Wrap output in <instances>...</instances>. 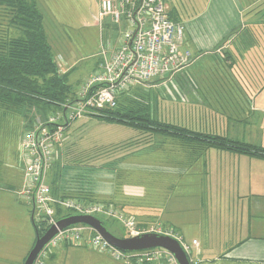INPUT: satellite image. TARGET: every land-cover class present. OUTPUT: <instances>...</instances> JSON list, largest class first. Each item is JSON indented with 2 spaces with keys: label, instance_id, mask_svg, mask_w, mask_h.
Instances as JSON below:
<instances>
[{
  "label": "crops",
  "instance_id": "crops-1",
  "mask_svg": "<svg viewBox=\"0 0 264 264\" xmlns=\"http://www.w3.org/2000/svg\"><path fill=\"white\" fill-rule=\"evenodd\" d=\"M173 1L164 0L168 15L184 26L183 47L198 59L172 77L133 89L149 93L153 116L161 122L264 147V0H207L205 9L183 21L172 18L179 9ZM118 45H111L108 53ZM200 60H207L206 68L191 72ZM60 67L62 73L71 71L65 62ZM5 116L0 112L1 119ZM160 138L159 144L140 148L152 167L161 170L159 161L171 160L166 174L186 179L199 170L207 194L187 203L176 193L167 226L161 222L165 210L148 200L150 185L142 183L147 193L141 219L155 218L186 241L179 215L196 211L201 219L189 245L200 264H264V160L217 149L201 151L192 142ZM16 153L19 158L18 149ZM15 157L0 145V264H24L37 239L30 221L36 213L34 203L18 194L23 165L16 167ZM149 172L146 181L159 184L161 178ZM180 180L171 187L180 188Z\"/></svg>",
  "mask_w": 264,
  "mask_h": 264
},
{
  "label": "rangeland",
  "instance_id": "rangeland-1",
  "mask_svg": "<svg viewBox=\"0 0 264 264\" xmlns=\"http://www.w3.org/2000/svg\"><path fill=\"white\" fill-rule=\"evenodd\" d=\"M35 2L44 16L48 41L58 63L62 66L65 62L71 67L68 74L69 83L76 94L73 100L62 107L63 109L50 112L44 117L35 109L28 119L15 114L5 116L4 120L0 117V145L7 147L16 155L13 161L16 167L21 169L23 165V185L18 194L23 190L26 171L22 142L28 133L34 131L37 119L34 111L41 117L43 123L50 125L47 124L50 115L60 116L73 108V105L80 101L78 95L80 88L97 70L103 52H109L111 45L119 44L123 34L127 32V24L124 21L116 24L111 18H106L100 23L101 0H35ZM173 2L179 3V9L174 6L178 11L172 18L181 21L193 18L196 12H201L207 4V0H174ZM193 57L195 62L198 58L194 54ZM200 58L205 59L204 56ZM207 63V60H200L191 72L204 70ZM142 86L143 84L138 85L137 88ZM137 88L131 89L127 93L128 96L141 99L145 104L150 105L147 99L149 93L142 95ZM167 92L170 93L171 90L168 89ZM149 107L153 110V106ZM97 113H83L81 117L75 115L68 122L66 120L60 122L64 140L56 146L55 160L48 169L46 180L52 195L57 199L74 198L85 205L100 207L101 212L95 217L105 222L108 230L117 238H127L129 235L126 220L134 221L140 231H172L173 229L165 228L155 218L149 222L141 219L142 198L147 190L140 185L142 183L150 185L148 200L157 204L160 210H165L164 215L161 213L163 216L161 222L171 226L168 221V217L172 216L169 215V208L171 209L176 193L187 203H194L197 199L206 197V188L203 186L202 177L198 175L199 170L189 179H186L187 176L182 178L179 175L166 174V168L171 167V160H160L161 170H157L152 167L153 161L146 158V154H142L140 148L144 144L145 146L159 144L162 141L160 135L105 122L93 116ZM7 119H12L13 122H8ZM164 155L163 158H166ZM147 170L159 176L161 182L157 185L153 180L148 183L144 177ZM178 178H181L180 188L174 189L171 183ZM54 187L57 192L54 191ZM62 193L69 196L63 197ZM57 210L58 219L76 215L72 210H60L59 214ZM200 219L201 216L196 211L180 214L179 220L185 224L186 233L183 235L186 241L177 233L175 237L183 239L186 244L192 242ZM35 220L41 230L45 229V225L40 223L37 216ZM30 221L32 230L36 234V228L32 220ZM54 253L55 257L50 259L48 264H122L109 256L92 252L89 248L61 245ZM157 264L168 263L162 261Z\"/></svg>",
  "mask_w": 264,
  "mask_h": 264
},
{
  "label": "built area",
  "instance_id": "built-area-1",
  "mask_svg": "<svg viewBox=\"0 0 264 264\" xmlns=\"http://www.w3.org/2000/svg\"><path fill=\"white\" fill-rule=\"evenodd\" d=\"M111 18L116 24L124 21L127 32L118 47L110 54L104 51L99 68L84 81L78 92L79 102L60 116L50 115L47 124L34 111L35 128L22 142L26 165L25 183L19 196L33 201L36 216L47 230L60 220L56 210H72L76 215L95 216L98 206H88L74 198H55L47 184V172L55 160L56 146L64 137L60 122H68L75 115L115 108L117 99L138 85L156 78L172 77L186 70L194 62L191 51L184 49L185 28L169 18L164 0H101L99 21ZM60 66V64L57 62ZM76 117V118H77ZM129 235L160 234L176 239L186 252L191 264H200L193 257L192 246L175 237V232L161 230L140 231L132 220H126ZM197 242H194L196 245ZM61 245L85 247L108 255L123 264H150L162 261L179 264L175 256L164 248L140 252H123L111 246L97 231L86 225L72 226L58 234L40 252L34 264H48L51 255Z\"/></svg>",
  "mask_w": 264,
  "mask_h": 264
},
{
  "label": "trees",
  "instance_id": "trees-1",
  "mask_svg": "<svg viewBox=\"0 0 264 264\" xmlns=\"http://www.w3.org/2000/svg\"><path fill=\"white\" fill-rule=\"evenodd\" d=\"M68 74L62 73L57 64L48 41L44 16L35 0H0V112L28 119L34 109L43 117L63 109L76 94ZM132 97L123 93L115 108H104L93 116L111 124L192 142L197 150L217 149L264 160L262 146L161 122L153 116L148 103ZM62 196L69 195L62 193ZM57 211L61 213L60 209ZM32 219L37 237L43 236L46 226L41 230L35 214ZM40 223L44 224L43 221ZM104 225L106 227L105 222Z\"/></svg>",
  "mask_w": 264,
  "mask_h": 264
},
{
  "label": "water",
  "instance_id": "water-1",
  "mask_svg": "<svg viewBox=\"0 0 264 264\" xmlns=\"http://www.w3.org/2000/svg\"><path fill=\"white\" fill-rule=\"evenodd\" d=\"M86 225L97 231L111 246L123 252H140L164 248L171 252L179 264H191L181 244L174 238L160 234H144L134 238H117L105 227L104 222L95 216L71 215L60 219L57 226L50 227L43 236L37 237L36 243L24 264H34L40 252L58 234L72 226Z\"/></svg>",
  "mask_w": 264,
  "mask_h": 264
}]
</instances>
